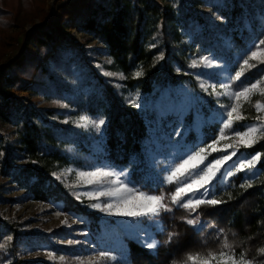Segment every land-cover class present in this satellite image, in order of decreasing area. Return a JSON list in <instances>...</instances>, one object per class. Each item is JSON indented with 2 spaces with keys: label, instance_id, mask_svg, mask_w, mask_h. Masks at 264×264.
<instances>
[{
  "label": "trees",
  "instance_id": "16d2710c",
  "mask_svg": "<svg viewBox=\"0 0 264 264\" xmlns=\"http://www.w3.org/2000/svg\"><path fill=\"white\" fill-rule=\"evenodd\" d=\"M69 4L70 9L58 5L56 24L40 16L37 29L23 33L22 51L0 63V130L11 127V134L0 131V175L33 201L60 196L83 213L96 233L101 226L96 217L54 174L90 165L92 157L102 154L115 166L137 163L130 176L142 189H166L141 183L143 170L137 168L149 158L153 133L162 136L168 123L182 122L186 152L205 147L218 135L220 107L196 78L210 69L191 64L205 56L215 59L226 69L233 90L261 80L264 64L255 60L250 63L257 66L245 68L239 80L231 77L250 51L264 49L259 43L264 40V0H72ZM41 11L40 0H0V56L6 52V27ZM70 12L73 22L66 19ZM71 24L100 44L109 58L103 67L120 77L98 69L87 47L71 54L74 48L64 41L74 37L62 31ZM136 72L142 74L137 77ZM30 78L27 90L32 96L60 101L64 108L41 107L13 96L12 90L27 85ZM257 100L264 101L258 91L250 102L242 103L245 119L235 122L237 128L259 123ZM195 112L205 117L201 125L194 123ZM80 116L102 118L105 123L99 131L87 129L71 121ZM256 153L261 159L255 169L235 171L233 165ZM224 154L212 153L206 163ZM20 160L25 163L19 164ZM229 169L235 174L216 180L211 188L210 198L223 202L198 209L202 223L198 229L177 223L175 233L169 234L167 226L157 233L160 244L155 254L127 240L131 263L183 264L188 254L219 252L227 239L236 253L243 252L253 264H264V254L258 251L264 248V139L251 148L240 147L227 162L225 171Z\"/></svg>",
  "mask_w": 264,
  "mask_h": 264
},
{
  "label": "rangeland",
  "instance_id": "374dc122",
  "mask_svg": "<svg viewBox=\"0 0 264 264\" xmlns=\"http://www.w3.org/2000/svg\"><path fill=\"white\" fill-rule=\"evenodd\" d=\"M40 1L42 3V11L38 12V15L30 16L32 19L28 20L17 18L15 25L7 26L6 30H4L3 44L6 46V52L3 57L1 54L0 63L8 62L11 55H17L22 51L26 42L25 38L23 40V33L26 35L35 31L37 29L35 25L41 22L40 16L46 15L45 21L49 20L56 24L55 16L59 13L58 5H64L70 9L69 2L72 0ZM66 19L73 22L74 19L71 12L66 16ZM62 31L74 37V41H64L65 45L75 49L71 50V54L76 55L77 51L83 52L84 48L87 47L86 53L90 55L91 61L98 69L105 74L111 73L116 78L120 77L116 73L108 72L103 67L104 63L109 62V58L99 49L101 46L96 40L89 35L80 33L74 24L67 28L62 27ZM44 61L45 58L42 63ZM213 61L214 65L209 67L210 72L205 76H196V78L200 87L202 84L205 85V87L201 88L211 98L217 100L221 119H223L226 106L233 101L228 95L212 94L213 89L211 86L216 85L217 91L223 92V89H220L218 85L229 83V76L221 64L216 62L215 59ZM31 82L32 78H30L27 85L12 90V95L23 96L26 103L41 107L51 106L60 110L64 108V103L60 101H45L39 96H32L27 90V86ZM182 109L184 111L186 108ZM260 115H264V113H260ZM80 117H72L71 121L78 124ZM211 117L214 118L213 113ZM193 120L196 125H201L205 121V117L203 114L195 112ZM58 121L62 122L60 119ZM182 124V122H179L173 126V124L168 123V126H165L162 131V136L153 133L148 144L149 158L145 161V164L137 167L143 170L141 183H146L150 186L155 184L164 185L166 189H142L140 183L130 176L132 169L136 168L137 163L115 166L104 159L102 154L99 155L98 159L97 157H92L93 162L90 165L85 167H66L54 174L57 180L70 189L75 199L87 205L88 210L96 217L94 221L99 222L101 225L97 227L96 233L89 228L83 213L74 209L60 196L51 194L47 196L45 202L33 201L26 197L23 189L17 188L12 183H5V179L0 175V185L2 184L0 194L2 195L1 197L5 198L0 200V264H81L82 261L87 264L90 259L96 257L99 251H110L115 256V259L108 262V264H132L127 253V240L129 239L155 254L156 248L160 244L157 233H163L168 226L169 234H174L177 223H186L188 218H194L198 216V213L190 215L187 210L172 205L169 201V207L172 210L161 211L158 216L152 218L109 215L107 211L90 207L94 203H103V200L89 199L85 195L86 193L95 194L98 191V186L87 185L76 173L79 171H93L100 167H108L117 172L126 170V179L129 182V186H134L146 193H163L168 196L175 190L174 184L164 182V177L168 174V170L195 151L186 152L185 150V142L180 135L184 129ZM93 128L92 126L87 127V129ZM237 130L243 129L237 128ZM0 131L3 134L4 132L11 134V127L2 128ZM230 142L223 141L222 143ZM227 151L231 152L232 149ZM18 163L23 164L25 160H20ZM201 225L200 220L198 225L192 227L198 229ZM152 240L156 242V245L150 249L146 244ZM69 241H76V243L70 244ZM49 253H52L53 256L50 257ZM61 256L64 257V260L59 259Z\"/></svg>",
  "mask_w": 264,
  "mask_h": 264
},
{
  "label": "snow or ice",
  "instance_id": "6c2138e0",
  "mask_svg": "<svg viewBox=\"0 0 264 264\" xmlns=\"http://www.w3.org/2000/svg\"><path fill=\"white\" fill-rule=\"evenodd\" d=\"M259 43L264 45V40ZM252 60L257 61L258 64H264V49L250 51L247 58L243 59L240 70L236 71L231 79L233 81L239 80L244 75L245 68L256 67V64L250 63ZM200 65L212 67L214 61L207 56L201 57L199 63L193 60L191 67ZM141 74V72H136L135 75L138 77ZM108 75H111V73ZM262 82H264V77L234 91L232 90V84L221 83L218 87L223 89V92L217 91L216 85L211 86L213 89L212 94L228 95L233 102L226 106L224 118L221 121L222 126L219 128L218 135L212 139V142L191 152V154L187 155V158L181 159L179 163L168 170V174L164 177V182L175 185V190L170 195L146 193L134 186H129V182L126 179V170L117 172L108 167H100L93 171H79L76 173L87 185L98 186V191L95 194L86 193L85 195L89 199L103 200V203H94L90 207L107 211L109 215L152 218L158 216L161 211H171L169 201L172 205L187 210L190 215L197 213L202 205L222 203L223 201L210 198L212 196L211 188L216 180L235 174L231 169L225 171L227 162L237 156L240 147L251 148L258 140L264 139V115L258 114L256 120L259 123L242 126L243 130H237L235 124V122L245 119L242 115L243 104L241 101L244 103L250 102L253 94L257 93V91L261 96H264V88L260 87ZM201 87L203 88L205 85L202 84ZM254 107L258 113H264V101L257 100ZM104 123L105 121L102 118L94 120L81 116L77 126L85 128L92 126L99 131ZM223 141L231 142L222 143ZM228 149H232V151L228 152ZM216 152L225 154L206 163L208 156ZM260 159L261 154L256 153L250 159L238 161L233 167L236 172L252 171ZM62 223L64 222L62 221ZM186 223L195 227L200 223V220L196 216L188 218ZM69 243H76V241H69ZM155 245L156 242L154 240L146 244L150 249L155 247ZM258 251L264 254V248ZM49 256L52 257L53 254L49 253ZM59 259L64 260V257L61 256ZM114 259L115 256L110 251H99L96 257L90 259L87 264H108ZM81 264H84V262L82 261ZM183 264H253V260L248 259L243 252L236 253L233 246L225 239L223 248L219 252L208 251L206 255L188 254Z\"/></svg>",
  "mask_w": 264,
  "mask_h": 264
}]
</instances>
